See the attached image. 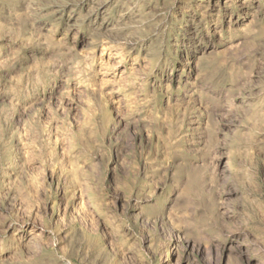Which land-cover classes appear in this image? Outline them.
I'll use <instances>...</instances> for the list:
<instances>
[{"label": "rangeland", "instance_id": "rangeland-1", "mask_svg": "<svg viewBox=\"0 0 264 264\" xmlns=\"http://www.w3.org/2000/svg\"><path fill=\"white\" fill-rule=\"evenodd\" d=\"M0 264H264V0H0Z\"/></svg>", "mask_w": 264, "mask_h": 264}]
</instances>
